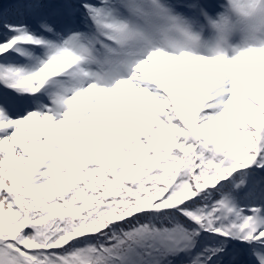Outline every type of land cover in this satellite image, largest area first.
<instances>
[{"label": "snow or ice", "instance_id": "1", "mask_svg": "<svg viewBox=\"0 0 264 264\" xmlns=\"http://www.w3.org/2000/svg\"><path fill=\"white\" fill-rule=\"evenodd\" d=\"M0 264H264V0H0Z\"/></svg>", "mask_w": 264, "mask_h": 264}]
</instances>
